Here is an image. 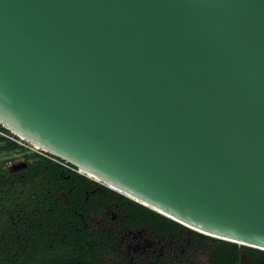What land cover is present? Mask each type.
Returning a JSON list of instances; mask_svg holds the SVG:
<instances>
[{"label": "water", "instance_id": "obj_1", "mask_svg": "<svg viewBox=\"0 0 264 264\" xmlns=\"http://www.w3.org/2000/svg\"><path fill=\"white\" fill-rule=\"evenodd\" d=\"M0 125L264 250V0H0Z\"/></svg>", "mask_w": 264, "mask_h": 264}, {"label": "flooded vegetation", "instance_id": "obj_2", "mask_svg": "<svg viewBox=\"0 0 264 264\" xmlns=\"http://www.w3.org/2000/svg\"><path fill=\"white\" fill-rule=\"evenodd\" d=\"M108 188L43 151L1 150L0 264H212L193 234L154 232Z\"/></svg>", "mask_w": 264, "mask_h": 264}, {"label": "trees", "instance_id": "obj_3", "mask_svg": "<svg viewBox=\"0 0 264 264\" xmlns=\"http://www.w3.org/2000/svg\"><path fill=\"white\" fill-rule=\"evenodd\" d=\"M0 130L8 135H12L5 127L0 125ZM21 147L15 140L10 137L0 135V151L13 150ZM108 192L119 196L124 200H130L128 197L108 188ZM135 205L136 219L139 222H147L149 227L156 233H170L179 231L186 238L189 234H193L198 244L205 245V252L208 253L212 264H264V250L241 245L232 241L205 235L192 230L175 220L159 213L158 211L132 201ZM245 253V254H244ZM247 255V256H246ZM66 258L55 255L50 263L47 264H66Z\"/></svg>", "mask_w": 264, "mask_h": 264}, {"label": "built area", "instance_id": "obj_4", "mask_svg": "<svg viewBox=\"0 0 264 264\" xmlns=\"http://www.w3.org/2000/svg\"><path fill=\"white\" fill-rule=\"evenodd\" d=\"M0 135L10 137L11 139L15 140L17 143H19L21 145H25V146H28V147L33 148L35 150L41 151L39 148L34 147L33 145L29 144L25 140H23L21 138H18L17 136H15L13 134L12 135H8V134H6V133H4L3 131L0 130Z\"/></svg>", "mask_w": 264, "mask_h": 264}, {"label": "rangeland", "instance_id": "obj_5", "mask_svg": "<svg viewBox=\"0 0 264 264\" xmlns=\"http://www.w3.org/2000/svg\"><path fill=\"white\" fill-rule=\"evenodd\" d=\"M242 245V244H241ZM245 254V253H244ZM247 256V255H246Z\"/></svg>", "mask_w": 264, "mask_h": 264}]
</instances>
